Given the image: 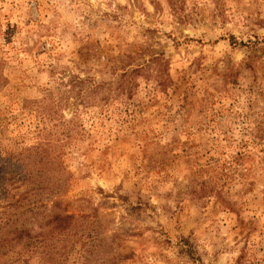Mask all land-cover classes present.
Masks as SVG:
<instances>
[{"label":"rangeland","instance_id":"obj_1","mask_svg":"<svg viewBox=\"0 0 264 264\" xmlns=\"http://www.w3.org/2000/svg\"><path fill=\"white\" fill-rule=\"evenodd\" d=\"M0 264H264V0H0Z\"/></svg>","mask_w":264,"mask_h":264},{"label":"trees","instance_id":"obj_2","mask_svg":"<svg viewBox=\"0 0 264 264\" xmlns=\"http://www.w3.org/2000/svg\"><path fill=\"white\" fill-rule=\"evenodd\" d=\"M61 217V215H58V214H55V215H53V218L54 219H58V218H60ZM60 226V225H59Z\"/></svg>","mask_w":264,"mask_h":264}]
</instances>
